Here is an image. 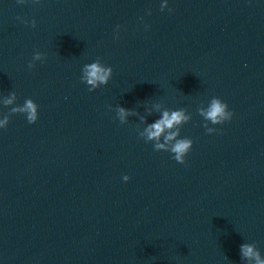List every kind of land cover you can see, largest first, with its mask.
I'll return each instance as SVG.
<instances>
[{
  "label": "water",
  "instance_id": "1",
  "mask_svg": "<svg viewBox=\"0 0 264 264\" xmlns=\"http://www.w3.org/2000/svg\"><path fill=\"white\" fill-rule=\"evenodd\" d=\"M163 3L0 0V119L38 105L0 128V264H249L252 242L264 258V0ZM98 57L113 73L89 91ZM214 96L231 120L199 114ZM179 109L183 164L141 135Z\"/></svg>",
  "mask_w": 264,
  "mask_h": 264
},
{
  "label": "clouds",
  "instance_id": "2",
  "mask_svg": "<svg viewBox=\"0 0 264 264\" xmlns=\"http://www.w3.org/2000/svg\"><path fill=\"white\" fill-rule=\"evenodd\" d=\"M26 0H17V3H25ZM39 2V0H34ZM167 8V0L161 5V11ZM168 11H173L169 8ZM150 14V10H149ZM25 23L29 21L25 20ZM33 27L36 26V20L30 21ZM119 27V26H118ZM41 59V53L36 51L33 55L32 61L29 62L28 67L31 69L35 66L34 61ZM113 69L111 66H107L101 62V58H97L94 62L87 63L82 68V75L80 77L82 82H85L89 87V91H92L101 85H106L111 78ZM15 99V93L10 98L5 100V104H11ZM158 107V106H157ZM199 114L204 117L206 121L211 124H222L225 121L232 119L234 115L233 111L229 110L228 104L219 97H213L207 109H198ZM21 113L26 115V119L29 123H35L38 119V105L31 99L27 98L23 105L12 108L10 113L3 116L0 119V128H5L10 120L12 114ZM134 114L131 110L124 107L117 108V115L119 116L120 123L123 124L128 115ZM143 119V118H142ZM190 117L185 114L184 109L179 110H164L162 116L155 122L148 124L144 129L145 142L155 141L153 143L154 150L169 151L173 154V159L178 163H185L186 154L191 150L193 140L188 137H180V126L183 123L188 122ZM208 133L218 131V129L204 125ZM173 129H175L173 131ZM167 131V134H165ZM163 135L164 142L161 143V136ZM130 177L128 175L123 176L124 181H128ZM241 258L249 262V264H264V258L261 257V252L258 249L255 242L244 243L240 245Z\"/></svg>",
  "mask_w": 264,
  "mask_h": 264
}]
</instances>
